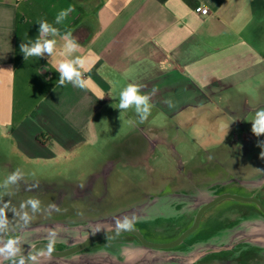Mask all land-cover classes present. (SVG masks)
Here are the masks:
<instances>
[{
    "label": "crops",
    "instance_id": "crops-1",
    "mask_svg": "<svg viewBox=\"0 0 264 264\" xmlns=\"http://www.w3.org/2000/svg\"><path fill=\"white\" fill-rule=\"evenodd\" d=\"M69 5L75 11L57 27L70 29L82 46L91 81L86 91L58 84L55 66L64 58L59 49L50 62L48 57L25 61L20 51L22 42L38 36L37 21L52 23ZM201 8L208 14L201 15ZM128 83L151 95L153 107L144 123L131 109L119 119L118 94ZM261 108L264 0H0V163L10 174L21 172L25 162L51 168L101 146V162L86 181L112 159L138 173L127 176L131 189L157 187L148 193L131 191L128 205L176 190L163 192L164 184L144 183L147 173L171 179L164 173L167 167L177 174L170 156L174 151L182 158L204 153L223 156L229 166L237 163L234 153L240 152L242 141L257 145L264 137L254 136L250 123ZM197 124L207 131L202 145L193 140L200 136L192 131ZM167 136L183 142L173 150L156 143L151 157L135 158L142 154L146 137ZM117 140L118 147L109 151ZM253 162H258L256 156L244 163L247 176L239 180L261 179L253 174ZM21 180L37 185L43 179L21 174Z\"/></svg>",
    "mask_w": 264,
    "mask_h": 264
},
{
    "label": "water",
    "instance_id": "water-1",
    "mask_svg": "<svg viewBox=\"0 0 264 264\" xmlns=\"http://www.w3.org/2000/svg\"><path fill=\"white\" fill-rule=\"evenodd\" d=\"M257 185H264L263 175ZM200 195L181 192L151 194L113 212L96 217H83L80 220L82 222L74 219L69 221L46 219L33 222L31 225L19 223L9 231V234L14 235L13 238L8 239L5 236L0 238V249H5L9 241L14 242L11 251L0 252V264H196L210 254L230 250L238 244L264 250V219L256 215L220 229L185 250H169L179 245L196 228L204 210L218 202L233 199L254 201L258 204L254 199L230 194L211 196L201 201L198 199ZM177 206L181 208L178 209ZM196 208L198 214L193 227L170 244L147 243L128 226L135 221L190 212ZM122 233L135 234L148 249L135 244L122 245L115 251L104 246L89 249L102 240ZM225 236L227 241L220 242L219 240ZM54 245L58 248H53Z\"/></svg>",
    "mask_w": 264,
    "mask_h": 264
},
{
    "label": "flooded vegetation",
    "instance_id": "flooded-vegetation-1",
    "mask_svg": "<svg viewBox=\"0 0 264 264\" xmlns=\"http://www.w3.org/2000/svg\"><path fill=\"white\" fill-rule=\"evenodd\" d=\"M257 140H264V137L258 138ZM173 141L174 140L170 139L168 136L165 138L146 137V142L144 140V148L142 154L139 157L136 156L135 158H141L143 161H145V156H147L148 158L151 157L149 155V152L156 143H162L165 145L166 149L173 150L172 147L176 146ZM262 150L264 149H261L257 145H254L252 141H242L240 152L234 153V155H238V169L245 165V162H250L251 159L255 156L258 158V162H253L252 166L254 169L255 167H258L261 161L260 153ZM170 156L172 157H170L172 161L177 165V174L176 177L172 180L169 178L166 179L164 177H161L159 182H157L159 183L158 185H160V181L163 182L164 180H166V182L164 183L165 186L161 188L164 191L167 190V188L168 190H170V187H175L176 190L174 192L180 191L183 194H199L202 191L200 190L201 188L206 189L208 194L206 195L205 193H201L200 197H198V199L201 201H205L211 196L230 194L254 199L261 207L254 201L224 199L213 205L212 207L204 210L199 218L196 228H194V230L189 233L179 245L169 250H185L195 242L208 238L213 233L221 229V227L217 228L218 222L216 223V221H221V216L223 220L228 219L230 221L227 225H223V228L235 224L241 219L249 218L255 215L260 216L264 219V185H257V182L260 181V179L239 180L232 175L233 170L231 169V165L229 166L226 162H220L217 158L218 156H215V160L213 162H210L211 157L206 155L207 161L203 164L210 163L213 168H211L209 172H220L223 177L219 175L212 176V173H210L211 175H209L208 171L205 174H198L194 173L192 169L185 170V161H183L182 156L175 153V151L174 154H170ZM119 168L122 169L124 167L118 160L106 159L96 171L92 172V174L88 176V180L84 182L85 185H81L80 183H69L62 189L60 187L59 189L54 187L55 189L52 190L53 194L56 195V197H60L61 199H63V204L65 203L69 205L71 209L69 210V213H72L70 218L96 216L102 212L101 210H105L106 206L111 205V203L107 204L109 197L107 187L110 186L109 178L112 175L113 171L118 170ZM147 174L148 175H146V177L148 176L151 178L154 176L153 173ZM253 174L256 175L255 172ZM262 175L264 176V171L259 177H261ZM242 181L246 183H240ZM254 182H256V184ZM150 185H155V183L152 181ZM43 187L44 186L41 185H25L23 189L25 191L29 190V192L31 191L32 193H34L35 191H41ZM130 190L132 192H136L135 190H137L138 193L145 191V187L143 189ZM226 200H230L233 202L222 204ZM177 208L180 209L181 207L177 206ZM198 208H196V210H194L193 212H178L173 215H165L163 217L150 220L135 221L130 223L128 226L132 230H135L147 243L157 245L170 244L178 240L185 231L193 227L195 218L198 214ZM220 208H223V210L218 212L217 210ZM230 208L233 209L234 212L230 211ZM214 210H216L215 212L218 213H214ZM227 211L230 212L225 214ZM170 230H177V232L176 234L170 236V238L168 239L160 236L162 232ZM2 236H5V238L8 239L14 237V235L9 234V232L2 233L0 238ZM125 244H135L148 249L147 245L145 244L144 246L139 238L133 233L118 234L111 238L102 240L97 244H94L93 246H90L89 249L96 246H104L107 249L115 251L117 248H120ZM53 248H58V246L54 245ZM257 262L264 263V250L246 244H238L230 250L210 254L205 259L199 261V263L203 264H255Z\"/></svg>",
    "mask_w": 264,
    "mask_h": 264
},
{
    "label": "rangeland",
    "instance_id": "rangeland-1",
    "mask_svg": "<svg viewBox=\"0 0 264 264\" xmlns=\"http://www.w3.org/2000/svg\"><path fill=\"white\" fill-rule=\"evenodd\" d=\"M154 121H158V119H150L149 122H154ZM121 128L123 129L124 126L121 125ZM203 129L204 128L202 125L197 124L193 127V130H192V131H197L200 133L199 137L194 136V139H193L199 145H202L201 142L203 140L201 139V137L207 133V131H204ZM119 140L115 141V143L112 144V146L108 148V150L110 151L111 148L116 149L120 142ZM113 141L114 140H112L109 143L111 144L113 143ZM131 141L132 140H130L129 142L131 143ZM129 142L126 141L125 145L126 144L128 145ZM180 142H183V141L180 139H175L173 141L175 145L179 144ZM236 148L238 147L236 146ZM176 150L178 151V146L176 147ZM103 151H104V148H102L101 146L98 147V152L96 151V149L92 147V148L86 149L87 154L86 153L84 155L78 154L74 157L70 156L69 158L66 159V162H63L62 164H54V166H52L51 168L42 167V166H38V168H35L34 166L31 165V162L29 164H27V162L23 163V165L20 167V170H21L20 173L22 174L24 179L26 178L27 179H32V178H42L43 179L42 182H40V184H37L39 186L40 185L44 186L43 189H41V191H35L34 193H32L31 191L29 192V190L25 191L23 189L25 185L26 186L35 185L34 183H30L25 180L24 181L21 180V182L15 181V182L6 184L5 182L8 180V177L11 175L10 170L7 166L3 168V164L0 163V236L4 232H9L11 228L17 227V224L19 223H23L24 225H31L33 224V222L37 223L39 221H43L46 219H50L52 221L54 220L69 221V219L80 221L81 219H83V217L70 218L72 213L71 212L69 213V210H71L69 205L65 203L63 204L62 203L64 202L63 199H61L60 197H56V195L53 194L52 190L55 188L59 189V187L62 189L65 185H68L69 183L78 184V183L86 182L85 176L89 174L92 170L98 167V165L101 162V155H99V152L102 154ZM199 151L200 150H198V152ZM169 153L167 152V154ZM203 154L197 153L193 155L191 158H189L188 154L183 156V161H185L184 162L185 170L192 169L194 173H198V174H205L207 173V171L209 172V170L213 167L210 165V163L203 164V163H206L207 161V157L202 156ZM234 156L238 159V155H234ZM167 158H169L168 159L169 162H172L170 161L171 159L169 155L167 156ZM215 158L216 157L214 158L211 157L210 162H213ZM217 158L219 159L220 162H224L223 156L219 155V157ZM261 162H262V165H261ZM231 168L238 169L237 163H232ZM168 169L169 167H167V170L164 173H166L165 175H168V177H171V180H172L173 179L172 176L173 175L176 176V174L173 172L174 169H171V171H169ZM243 170H244V167H240V170L236 172H232V175L235 176L236 178L247 176V173H244ZM254 170L257 176H260L262 174V172L264 171V159H261L260 165L258 167H255ZM132 172L134 173V171H129L128 168H125V169L119 168L118 170L113 171L112 175L109 178L110 186L107 187V192H109L107 204L111 203V205L106 206V209L101 210L102 212L96 216L104 215L107 212H113L125 206L126 202H128L130 199L134 197V194H132L130 190L133 187L132 182L130 179L127 178L128 175H132ZM210 173L212 172H209V175H211ZM134 174L136 175L138 173L135 172ZM213 175H217V176L219 175L223 177V175L220 172L218 173L217 171L212 173V176ZM160 179L161 177H159L156 174H154V176L151 178L148 176L147 177L145 176V185L148 184L149 186H151L150 183L152 181L156 185V183L159 182ZM65 181H68V182H65ZM165 182L166 180H164V182L160 181L161 184H164ZM146 188L147 187L145 186V193L146 192L148 193L149 191H156L157 187L155 188L150 187L148 189ZM200 190H202L201 193L203 194L205 193L206 195H208L206 189L200 188ZM135 191H136L135 193H137V190ZM166 191H169V190H165L164 192ZM30 201L38 202L37 207L35 209L33 208ZM227 202H233V201L226 200L222 204L227 203ZM75 206H79V205H75ZM193 208L194 206L192 207V209ZM216 210H214V213H218L222 211L223 208L218 209L217 210L218 212H215ZM229 210L234 212L233 209L231 208ZM193 211L194 210H192L191 212ZM230 211H227L225 214H227ZM5 216H7L8 218H6ZM218 216H221V215H218ZM220 218H221V221L220 220L216 221V223L218 222L217 228L221 227V229H223L224 227L223 225L225 224L227 225L228 222L230 221L228 219L223 220L222 216ZM226 227H229V226H226ZM176 232L177 230L165 231V232H162L160 236L164 237L165 239H168L170 238V236L176 234ZM219 241L224 243L227 241V237L225 236L221 238ZM196 264H203V263L198 262ZM255 264H264V263L257 262Z\"/></svg>",
    "mask_w": 264,
    "mask_h": 264
},
{
    "label": "clouds",
    "instance_id": "clouds-1",
    "mask_svg": "<svg viewBox=\"0 0 264 264\" xmlns=\"http://www.w3.org/2000/svg\"><path fill=\"white\" fill-rule=\"evenodd\" d=\"M75 11L74 5H69L65 9H61L55 16L54 22L50 23L46 19L37 21L39 25L38 36L35 39H28L26 42L20 44V51L23 54L25 61L29 58H44L48 57L50 60L59 54L64 57L59 60L55 66V71L59 73L58 84L64 86L71 84L73 87L80 90H89L90 78L86 77L85 73L89 70L87 67V59L81 53V45L73 36L70 29L65 28L61 31L59 25H64L69 15ZM155 91V90H154ZM104 96L98 99H103ZM172 107L171 100L165 101ZM151 95L142 92V86L137 83H128L123 87L118 94V109L120 110V117L128 110H134L140 123L148 120L152 111ZM251 132L256 137L264 136V108L255 111L251 121ZM257 146L264 149V140H258ZM260 158L264 159V150L260 153ZM21 176L19 170L8 177L5 182L11 183L17 181ZM33 208L37 207V201H30ZM13 241H9L5 249H0V252L11 251Z\"/></svg>",
    "mask_w": 264,
    "mask_h": 264
},
{
    "label": "built area",
    "instance_id": "built-area-1",
    "mask_svg": "<svg viewBox=\"0 0 264 264\" xmlns=\"http://www.w3.org/2000/svg\"><path fill=\"white\" fill-rule=\"evenodd\" d=\"M199 13H200L201 15H206V14H208V11H207L206 8H201L200 11H199Z\"/></svg>",
    "mask_w": 264,
    "mask_h": 264
}]
</instances>
